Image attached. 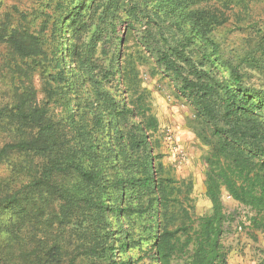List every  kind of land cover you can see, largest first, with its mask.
I'll return each instance as SVG.
<instances>
[{
	"label": "trees",
	"instance_id": "16d2710c",
	"mask_svg": "<svg viewBox=\"0 0 264 264\" xmlns=\"http://www.w3.org/2000/svg\"><path fill=\"white\" fill-rule=\"evenodd\" d=\"M192 1L47 0L3 13L0 164L22 156L13 173L26 178L0 181V264H227L222 239L237 213L224 210L223 191L246 210L238 227L264 231V91L220 61L208 35L218 17L201 20ZM49 25L61 26L57 40ZM132 36L140 45L128 48ZM143 68L210 132L208 213L196 216L191 186L182 192L155 162ZM47 223L48 241L36 236ZM62 226L71 237L58 236Z\"/></svg>",
	"mask_w": 264,
	"mask_h": 264
},
{
	"label": "rangeland",
	"instance_id": "374dc122",
	"mask_svg": "<svg viewBox=\"0 0 264 264\" xmlns=\"http://www.w3.org/2000/svg\"><path fill=\"white\" fill-rule=\"evenodd\" d=\"M45 1L47 0H0V19L6 10L11 11L14 6L37 9ZM188 9L202 11L201 20L209 14L218 17V22L210 25L208 35L218 45L220 61H227L237 67L243 74L242 81L245 86L264 91V0H193ZM28 19L36 21L39 18L35 19L34 15H30ZM57 28L59 30L61 26L58 25ZM53 30L49 25L43 33L49 36ZM58 30L53 31L56 40L60 36ZM51 43H54L53 39ZM139 45L140 42L133 36L126 42L128 48ZM43 47L47 48L46 45ZM141 72L142 84L148 93L150 113L157 121V129L152 135V153L159 156L155 162L162 165L164 174L182 185V192L186 185L191 186L188 196L193 205L192 212L196 216L208 213L211 205L205 195L204 157L208 151V142L212 140L210 132L195 117L193 105L178 95L175 86L168 79L160 78L159 75L150 76L145 68ZM8 79L9 73H0V93L7 88ZM34 83L37 98L41 100L43 93L39 91L41 85L38 75L34 76ZM56 112L62 115L61 110ZM8 159L9 161L0 164V181H13L10 180L15 176L13 166L26 164L21 162L25 159L22 156L10 155ZM41 159L33 157V162L40 163ZM18 178L24 179L26 175ZM220 200L226 212L237 213L234 222L227 226V232L222 239L228 249L227 264H257L264 255V231L252 235L249 230L238 227L240 220L248 225V221H245L246 210L224 191ZM4 217L0 213V224ZM45 217L47 215L43 216ZM42 229L47 236L39 232L36 234L37 238L45 237L48 241L55 233L51 231L49 223ZM56 232L63 239L71 237L67 226H62ZM4 235L0 227V241ZM131 254L137 256V251L134 249Z\"/></svg>",
	"mask_w": 264,
	"mask_h": 264
},
{
	"label": "crops",
	"instance_id": "0c3cea01",
	"mask_svg": "<svg viewBox=\"0 0 264 264\" xmlns=\"http://www.w3.org/2000/svg\"><path fill=\"white\" fill-rule=\"evenodd\" d=\"M258 232V231H257Z\"/></svg>",
	"mask_w": 264,
	"mask_h": 264
}]
</instances>
